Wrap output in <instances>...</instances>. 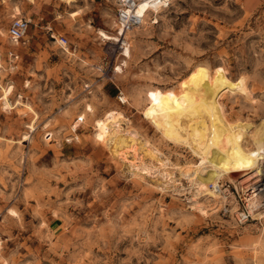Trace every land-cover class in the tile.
<instances>
[{
	"label": "rangeland",
	"instance_id": "1",
	"mask_svg": "<svg viewBox=\"0 0 264 264\" xmlns=\"http://www.w3.org/2000/svg\"><path fill=\"white\" fill-rule=\"evenodd\" d=\"M0 9L7 15L0 98L9 85V103L23 104L9 111L0 104V264H264V211L243 223L236 217L240 175L219 182L228 193L199 197L205 213L190 208L196 191L185 169L201 160L144 116L156 91L180 99L186 79L202 76L209 88L222 72L231 82L243 78L248 92L223 94V116L259 124L264 0H173L157 23L149 11L125 33L128 58L119 42L98 35L116 36L117 0H0ZM15 15L30 20V32L10 67L7 27ZM51 35L66 38L69 53ZM108 111L125 118L120 156L94 137L95 120ZM78 116L84 124L66 142ZM248 136L243 147L252 151ZM217 144L212 160L226 148L220 131Z\"/></svg>",
	"mask_w": 264,
	"mask_h": 264
},
{
	"label": "bare ground",
	"instance_id": "2",
	"mask_svg": "<svg viewBox=\"0 0 264 264\" xmlns=\"http://www.w3.org/2000/svg\"><path fill=\"white\" fill-rule=\"evenodd\" d=\"M117 1L121 3L124 0ZM172 1L138 0L132 9H127V13L138 17L143 22L147 13L152 11V13L156 14L153 23H157L156 17L161 9L168 6ZM15 11L16 15L20 14L17 8H15ZM116 32V36L107 35L103 31H99L98 35L106 41L121 42L126 32L119 25ZM122 47L125 48L124 43H122ZM64 52L69 53L66 48H64ZM122 55L126 58L129 57L127 48L123 49ZM115 71L120 73V66L116 67ZM12 91V86H8L2 90L0 104L3 110L9 111L17 106L23 105L20 101L15 103V107L9 103L8 97ZM183 92L184 96L177 99L172 93L156 91L144 110V116L148 121L150 120V123L154 125L155 129L168 142L185 147L195 157L201 160L199 165L186 168L185 175L188 182L194 186L193 188L196 191L193 195L196 198L191 200L190 208L205 213L204 209L200 205L198 206V199L209 189L217 196L219 182L221 180L226 179L233 182L231 179L232 175H240L239 177L242 179L238 185L242 186L243 190L251 189L259 184L257 178L262 174L261 168L264 163V119L254 126L244 122L230 123L223 116L221 105L218 102V99L223 94L229 93L230 95L238 93L241 96L248 97L243 78L238 79L236 82H231L221 72L215 77L212 86L208 88L204 77H191L183 83ZM24 107L31 111V108L28 106ZM86 110L87 112H92L90 106H86ZM120 113L117 111H108L102 118L94 122L95 139L106 147L111 146L117 156H120L119 151L121 149L127 148L128 146L127 140L122 133V122L125 121V118ZM26 128L31 132L35 131L34 125L32 124L26 126ZM219 131L224 135L226 148L222 159L212 160L213 154L218 150L220 151L219 145L217 144ZM70 135H72V132L68 134V136ZM248 135L254 143V149L252 151H247L243 147V142ZM47 136H50V134H47ZM130 142L132 144L129 147L134 145L135 140L131 139ZM142 147L146 149L148 147L147 143ZM152 151L156 152L155 150ZM125 161L130 163L133 171L140 169L128 160ZM162 167H165V165H162ZM144 168L145 166L141 170L144 172L147 171ZM161 178L165 181L173 182L172 174L164 172ZM248 201L251 209L250 214L253 216L255 213H258L259 208H257L253 199ZM8 215L16 216V213L9 210ZM236 217L242 216L237 214Z\"/></svg>",
	"mask_w": 264,
	"mask_h": 264
},
{
	"label": "built area",
	"instance_id": "3",
	"mask_svg": "<svg viewBox=\"0 0 264 264\" xmlns=\"http://www.w3.org/2000/svg\"><path fill=\"white\" fill-rule=\"evenodd\" d=\"M138 0H124L120 3L121 9L118 11L117 15V25L122 27L123 31L127 32L133 27L140 25L141 21L138 17L133 16L132 14L129 15L127 13V9H132ZM122 4V6H121ZM30 30V20L22 17L17 18L13 17L8 25L7 28V37L9 42L12 44L13 47H18V45H25L26 38L28 37ZM51 38L54 39L56 43H58L59 47L64 51V48H67L68 42L66 38L64 37H58V40L51 35ZM120 43V46H122V43L126 44V39H123ZM14 60L18 59V55L15 54H9ZM16 61L14 62V64ZM88 88V86H86ZM118 103L120 105H125L126 100H123L122 93H119V96L117 97ZM85 118L80 116L77 117L73 124L70 127V131L72 132V135L68 136L69 140L66 142H72L75 138V133L78 132L81 125L84 124ZM261 175L257 178L259 180V184L256 187H253L251 189L243 190L240 189V195H238L239 201L241 202L243 206V211H241L238 215L242 216L240 219L237 217L239 223L240 221L246 222L249 218L252 217L250 205L248 200H254V202L257 205V208H259V212L264 211V163L261 168ZM221 193H228L229 186H226L225 188L222 186L219 187ZM245 217V218H244ZM244 218V219H243Z\"/></svg>",
	"mask_w": 264,
	"mask_h": 264
},
{
	"label": "crops",
	"instance_id": "4",
	"mask_svg": "<svg viewBox=\"0 0 264 264\" xmlns=\"http://www.w3.org/2000/svg\"><path fill=\"white\" fill-rule=\"evenodd\" d=\"M6 17H7V15H5L4 14V11L2 10V9H0V25L2 26V28H4L5 29V27H6V23H7V21H6ZM13 17H11V19H12ZM11 21V20H10ZM10 23V22H9ZM9 25V24H8ZM8 28V27H7ZM29 32H30V30H29ZM29 35V34H28ZM10 43V42H9ZM19 47V46H18ZM18 47H13L12 46V44L10 43V50H8L7 52H6V56H7V61H8V65L11 67V65H14V62L15 61H19V59H20V52H19V49H18ZM3 49H5L4 48V46H3V44H2V42H1V38H0V61L3 59V55H2V51H3ZM15 54V55H18V59L17 60H14L9 54ZM15 68V67H14ZM2 69V65H1V63H0V70ZM9 86V85H8ZM8 86H6V87H8ZM6 87H3V88H6ZM41 264H44L43 262L41 263Z\"/></svg>",
	"mask_w": 264,
	"mask_h": 264
}]
</instances>
